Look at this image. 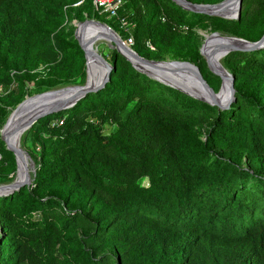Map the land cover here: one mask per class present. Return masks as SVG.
Masks as SVG:
<instances>
[{
    "label": "trees",
    "instance_id": "trees-1",
    "mask_svg": "<svg viewBox=\"0 0 264 264\" xmlns=\"http://www.w3.org/2000/svg\"><path fill=\"white\" fill-rule=\"evenodd\" d=\"M86 19L131 38L144 59L195 65L218 92L197 30L257 42L264 0H242L237 20L123 0L126 29L93 0H0V131L28 85L34 96L85 83L84 53L63 25ZM103 58L112 66L104 88L22 135L35 173L0 197V264H264V47L220 60L235 91L224 110L114 49ZM15 173L0 135V185Z\"/></svg>",
    "mask_w": 264,
    "mask_h": 264
},
{
    "label": "water",
    "instance_id": "water-1",
    "mask_svg": "<svg viewBox=\"0 0 264 264\" xmlns=\"http://www.w3.org/2000/svg\"><path fill=\"white\" fill-rule=\"evenodd\" d=\"M171 1L186 11L196 14H203L210 17H219L226 20H237L239 19L241 14L242 0H224L221 3L215 5L193 4L187 0ZM233 1L235 2L233 5L234 10H232L233 13H227L226 15L221 14L223 8L230 5ZM87 24H94L103 31H110L111 33H113V35H115V38L113 36H109L110 41L113 43L111 49L116 50L117 53H119L128 62H130L135 69L144 72L148 76L168 86L178 89L181 92L197 100L205 102L211 106H216L220 110L229 108L231 103L234 102V79L232 75L224 69L221 63L218 64L219 69H217L215 66L212 65L211 60H221L231 52L250 51L264 47V34L261 39L257 42H248L246 40L236 37H228L222 36L219 33H211V37H220L222 39L227 40L228 43L221 47H216L207 55H204L203 51L206 42L205 38L204 43L200 47L199 53L204 58L208 70L213 75L219 77L221 80L219 91L214 92L213 89H211L207 82L203 79L201 73L199 72V69L195 65L183 61H174L172 63H166L144 59L137 55L131 48L127 47L125 43L121 40V38L107 25L95 20H86L83 23H80L76 26V29L74 31V38L77 41L81 50L83 51L85 57V83L83 85L69 86L62 89L48 91L42 94L27 97L19 105H17V107L9 115L5 125L0 131V135L1 140L5 144L6 149L14 155V159L16 162V176L11 183L0 185V197L11 195L19 189L29 186L32 181L31 173H35L34 164L31 161L29 155L21 147H16L14 145L9 144L4 137L5 129L12 115L31 99L36 98L42 100L46 99L47 97H52V100L50 102H48L43 107L39 108L36 112H34L19 127V134H21L22 136L41 118L72 108L76 105L77 102L84 99L87 95L95 93L100 89L104 88L106 83L109 81L110 73L112 70L111 64H109L100 54L90 51L95 39H97L98 37L89 39L86 43H81L80 38L78 36L79 31L81 32L82 28ZM203 36L206 37V35ZM93 62L98 63L99 66L97 69H93L91 67V64ZM170 73H174L180 77H186L188 79L187 84H184L182 86H177L173 84L170 81ZM225 83H227L228 94L224 98H222L220 95ZM20 139L17 142L18 146H20ZM23 153L26 154L27 158L30 161V169L28 172H26L22 179L17 180L18 158H20Z\"/></svg>",
    "mask_w": 264,
    "mask_h": 264
},
{
    "label": "bare ground",
    "instance_id": "bare-ground-1",
    "mask_svg": "<svg viewBox=\"0 0 264 264\" xmlns=\"http://www.w3.org/2000/svg\"><path fill=\"white\" fill-rule=\"evenodd\" d=\"M234 1L223 8V10L221 11V14L226 15L227 13H233L232 10H234ZM78 36L80 38L81 43H86L87 40L92 39L94 37H98L97 39H95L90 51L97 53L96 49H97V44L98 43H107L110 45V47L113 46V43L110 41L109 36H113L115 38V35H113V33H111L110 31H103L101 30L99 27H97L94 24H87L82 28V31L78 33ZM206 42H205V46H204V55H207L210 51H212L214 48L216 47H221L225 44L228 43L227 40L222 39L220 37H211L209 35H206ZM125 48V47H123ZM123 50V49H122ZM211 63L213 66H215L217 69H219L218 67V59L215 60H211ZM98 63L97 62H93L91 64V67L93 69H97L98 68ZM228 94V87H227V83H225V85L223 86V89L221 91V97L224 98L226 95ZM44 103L43 105H41L40 107L36 108L34 111H32L31 113H29L27 116H25L23 119H19V120H13L10 122L8 128L6 129L5 133H4V137L7 140V142L11 145H14L16 147H19L17 142L21 136V134H19V127L34 113L36 112L39 108L43 107L45 104H47L48 102H50L52 100V97H47L46 99H43ZM28 165L26 163V159H25V154L23 153L22 156L20 158H18V179H22L23 176L26 174V172H28Z\"/></svg>",
    "mask_w": 264,
    "mask_h": 264
},
{
    "label": "rangeland",
    "instance_id": "rangeland-1",
    "mask_svg": "<svg viewBox=\"0 0 264 264\" xmlns=\"http://www.w3.org/2000/svg\"><path fill=\"white\" fill-rule=\"evenodd\" d=\"M86 20H95V19H86ZM85 20V21H86ZM95 21H97V20H95ZM84 22V21H83ZM83 22H77V21H74V20H72V21H70V22H66L64 25H63V29H65V31L66 30H68V29H73L74 31H75V29H76V26L77 25H79L80 23H83ZM197 32L201 35V37H202V44L204 43V40H205V37L203 36V35H209L210 36V34H211V32H210V28H208V29H206V30H201V29H198L197 30ZM117 34V33H116ZM125 43V42H124ZM201 44V45H202ZM125 45L127 46V47H129L130 48V46L127 44V43H125ZM97 49H96V52L98 53V54H100L102 57H103V55H106L107 53H108V50L109 49H111V47H110V45L109 44H107V43H103V42H101V43H98L97 45ZM174 61H176V60H170V59H166V60H163V61H158V62H166V63H172V62H174ZM218 63L220 64V59H218ZM170 81L173 83V84H175V85H177V86H182V85H184V84H187V82H188V79L186 78V77H180V76H177L176 74H174V73H170ZM27 87H29V92L31 93V96H33L32 95V91H33V88H32V85H28ZM30 96V97H31ZM27 97H29V95H27L26 97H25V99L27 98ZM44 103V100L42 99V100H40V99H36V98H34V99H31V100H29L27 103H25V105H23L20 109H18L13 115H12V117H11V119L9 120V122H8V124H7V127H6V129L8 128V126H9V124H10V122L11 121H13V120H21V119H23L25 116H27L29 113H31L32 111H34L36 108H38V107H40L41 105H43V103ZM6 129H5V131H6ZM5 133V132H4ZM22 136H20V138H21ZM19 138V139H20ZM20 141H21V139H20ZM19 147H21V146H19ZM25 154V153H24ZM25 159H26V163H27V165H28V170L30 169V161H29V159L27 158V156H26V154H25ZM15 176H16V173H15ZM18 171H17V179H18ZM15 178V177H14ZM148 185V181H147V179H143L141 182H140V186L141 187H146Z\"/></svg>",
    "mask_w": 264,
    "mask_h": 264
},
{
    "label": "built area",
    "instance_id": "built-area-1",
    "mask_svg": "<svg viewBox=\"0 0 264 264\" xmlns=\"http://www.w3.org/2000/svg\"><path fill=\"white\" fill-rule=\"evenodd\" d=\"M93 5L100 13L106 14L111 18L118 19V12L123 5V0H93ZM120 27L126 29L128 24L124 20L118 19ZM129 46L132 45V39L128 38L126 42ZM62 124V122H59Z\"/></svg>",
    "mask_w": 264,
    "mask_h": 264
}]
</instances>
